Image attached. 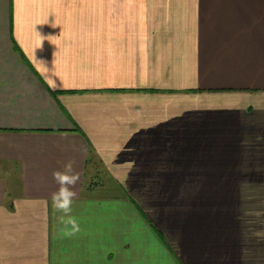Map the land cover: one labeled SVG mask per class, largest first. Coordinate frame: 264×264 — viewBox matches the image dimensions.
<instances>
[{"label":"crops","instance_id":"1","mask_svg":"<svg viewBox=\"0 0 264 264\" xmlns=\"http://www.w3.org/2000/svg\"><path fill=\"white\" fill-rule=\"evenodd\" d=\"M0 264H264V0H0Z\"/></svg>","mask_w":264,"mask_h":264},{"label":"clouds","instance_id":"2","mask_svg":"<svg viewBox=\"0 0 264 264\" xmlns=\"http://www.w3.org/2000/svg\"><path fill=\"white\" fill-rule=\"evenodd\" d=\"M73 163L74 162L70 160L64 165V171H56L53 173V177L60 185V188L57 192L52 194L51 199L53 208L63 213V215L59 217L61 223L71 225L74 233L79 230L78 225L76 220L69 214L72 211L73 196L75 194L68 186L74 185L79 179V176L73 172Z\"/></svg>","mask_w":264,"mask_h":264},{"label":"rangeland","instance_id":"3","mask_svg":"<svg viewBox=\"0 0 264 264\" xmlns=\"http://www.w3.org/2000/svg\"><path fill=\"white\" fill-rule=\"evenodd\" d=\"M98 180V179H97ZM108 182H110L109 184H111V181H108Z\"/></svg>","mask_w":264,"mask_h":264}]
</instances>
